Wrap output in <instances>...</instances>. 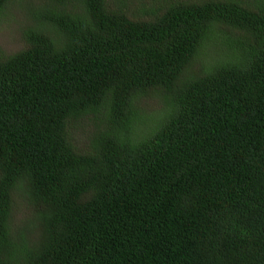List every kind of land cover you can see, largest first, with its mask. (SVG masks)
I'll use <instances>...</instances> for the list:
<instances>
[{
  "label": "trees",
  "instance_id": "1",
  "mask_svg": "<svg viewBox=\"0 0 264 264\" xmlns=\"http://www.w3.org/2000/svg\"><path fill=\"white\" fill-rule=\"evenodd\" d=\"M0 25V264H264V0H0Z\"/></svg>",
  "mask_w": 264,
  "mask_h": 264
},
{
  "label": "rangeland",
  "instance_id": "2",
  "mask_svg": "<svg viewBox=\"0 0 264 264\" xmlns=\"http://www.w3.org/2000/svg\"><path fill=\"white\" fill-rule=\"evenodd\" d=\"M24 47V44L22 43V40L17 39L15 40L13 38V30L4 28V26L1 27L0 25V49L2 50L3 56L8 57L15 53H18L20 50H22ZM72 135L71 139L74 145L77 146V148L80 151H85V142H84V133L88 130H86V123L81 122L79 125L72 128ZM89 132V131H88ZM87 140V138H86ZM24 210V204L21 200L18 202V206L16 207L17 214L14 216L16 220L14 221V225L18 224V221L20 222L26 214H22ZM32 216V214H29L26 216Z\"/></svg>",
  "mask_w": 264,
  "mask_h": 264
}]
</instances>
